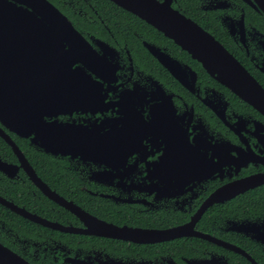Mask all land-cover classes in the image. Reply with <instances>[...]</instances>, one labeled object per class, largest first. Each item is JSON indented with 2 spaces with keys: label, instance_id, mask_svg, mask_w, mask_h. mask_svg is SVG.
Segmentation results:
<instances>
[{
  "label": "flooded vegetation",
  "instance_id": "1",
  "mask_svg": "<svg viewBox=\"0 0 264 264\" xmlns=\"http://www.w3.org/2000/svg\"><path fill=\"white\" fill-rule=\"evenodd\" d=\"M48 1L88 45L58 74L85 76L62 86L70 101L51 103L44 129L0 119V244L30 264H264V114L113 1ZM155 1L264 90V14L249 1ZM91 139L98 159L81 150Z\"/></svg>",
  "mask_w": 264,
  "mask_h": 264
},
{
  "label": "water",
  "instance_id": "2",
  "mask_svg": "<svg viewBox=\"0 0 264 264\" xmlns=\"http://www.w3.org/2000/svg\"><path fill=\"white\" fill-rule=\"evenodd\" d=\"M111 1L163 31L201 62L219 82L264 114L262 87L200 26L169 5L155 0ZM247 1L264 14V0ZM87 54L86 40L48 0H0V119L19 134L38 132L42 126L44 129L48 125L44 117L48 115L46 111L51 103L58 101L59 106L67 105L73 91L64 87H71L73 78L85 76L77 70L72 75L58 74L63 68L57 64L62 63L71 69L80 59L87 61ZM57 81L64 82L59 84V89ZM58 94H65L66 98L57 99ZM37 110L40 113L35 114ZM45 133H52L51 125ZM94 141L99 140L91 139L89 145L81 146V150L86 152L89 149L90 157L98 159L91 149ZM74 145L70 144L69 148H77ZM259 182L258 176L244 179L219 190L214 198L234 197ZM0 264L30 263L0 244Z\"/></svg>",
  "mask_w": 264,
  "mask_h": 264
},
{
  "label": "trees",
  "instance_id": "3",
  "mask_svg": "<svg viewBox=\"0 0 264 264\" xmlns=\"http://www.w3.org/2000/svg\"><path fill=\"white\" fill-rule=\"evenodd\" d=\"M54 1V0H53Z\"/></svg>",
  "mask_w": 264,
  "mask_h": 264
}]
</instances>
